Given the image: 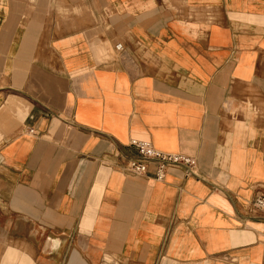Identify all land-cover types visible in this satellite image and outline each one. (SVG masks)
<instances>
[{
  "label": "crops",
  "instance_id": "obj_1",
  "mask_svg": "<svg viewBox=\"0 0 264 264\" xmlns=\"http://www.w3.org/2000/svg\"><path fill=\"white\" fill-rule=\"evenodd\" d=\"M257 191L264 0H0V264H264Z\"/></svg>",
  "mask_w": 264,
  "mask_h": 264
},
{
  "label": "built area",
  "instance_id": "obj_2",
  "mask_svg": "<svg viewBox=\"0 0 264 264\" xmlns=\"http://www.w3.org/2000/svg\"><path fill=\"white\" fill-rule=\"evenodd\" d=\"M121 49L122 45L117 44ZM33 132V130H29ZM129 144L135 148V155L127 157L124 164L125 173L137 176H146L149 163L154 165V178L163 181L167 170L172 167L183 168L187 175L197 176L194 171L197 160L194 156L185 153H172L160 151L148 140L131 139ZM249 211L258 212L264 219V192L257 191L255 196L247 203Z\"/></svg>",
  "mask_w": 264,
  "mask_h": 264
}]
</instances>
